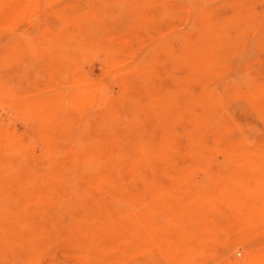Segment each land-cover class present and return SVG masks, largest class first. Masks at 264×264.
Returning <instances> with one entry per match:
<instances>
[{
    "label": "rangeland",
    "instance_id": "rangeland-1",
    "mask_svg": "<svg viewBox=\"0 0 264 264\" xmlns=\"http://www.w3.org/2000/svg\"><path fill=\"white\" fill-rule=\"evenodd\" d=\"M0 264H264V0H0Z\"/></svg>",
    "mask_w": 264,
    "mask_h": 264
}]
</instances>
